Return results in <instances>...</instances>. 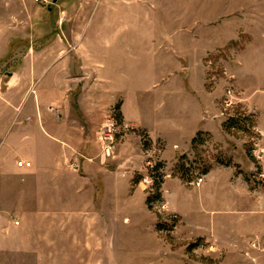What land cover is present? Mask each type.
Here are the masks:
<instances>
[{
    "label": "crops",
    "instance_id": "1",
    "mask_svg": "<svg viewBox=\"0 0 264 264\" xmlns=\"http://www.w3.org/2000/svg\"><path fill=\"white\" fill-rule=\"evenodd\" d=\"M156 1L51 0L41 6L42 19L32 20L25 37L0 43V257L32 259V264H97L93 259L100 262L114 252L115 188L127 194L133 178L145 174L138 134L153 147L162 144L161 161L186 154L198 133L220 134L219 95L203 85L191 82L188 88L180 83L184 76L178 72L188 73V68L170 46L151 54L175 67L172 75L181 90L170 93L177 101L169 110L163 111L161 102L156 107L142 102L143 93H133L127 101L122 93L99 89L102 66L108 67L106 75L114 67H121L124 75L131 62L141 60L144 19L157 9ZM215 1L224 10L226 0ZM253 3L243 15L248 22L237 9L222 15L221 22L205 20V34L218 32L213 38L223 42L228 35L227 43L237 42L238 34H253L259 45L264 0ZM205 8L210 10L209 0ZM169 9L165 5L161 13ZM227 16L234 21L226 23ZM225 45L205 41L190 65L204 66L203 59ZM237 76H242L240 71ZM247 78L256 82L251 72ZM161 94L152 96L161 101ZM243 97L249 112L256 114L255 129L264 142V93ZM116 105L132 133L122 137L110 158L99 154L93 141ZM90 142L95 148L88 151ZM19 160L30 167L18 168ZM239 171L236 175L230 167L212 168L205 176V186L217 192L206 210L213 222L205 227V238L231 251L232 264H264V189L250 186ZM139 192L135 187L133 193ZM45 219L55 226L53 233ZM252 241L256 248L250 247Z\"/></svg>",
    "mask_w": 264,
    "mask_h": 264
},
{
    "label": "rangeland",
    "instance_id": "2",
    "mask_svg": "<svg viewBox=\"0 0 264 264\" xmlns=\"http://www.w3.org/2000/svg\"><path fill=\"white\" fill-rule=\"evenodd\" d=\"M253 2L254 0H241L238 4H234L233 0H226L225 8L221 10L217 8L218 3L215 0H209L210 10H207L205 0H157L155 4L158 11L151 10L152 13L144 19L147 32L141 40V48L144 50L141 60L138 63L131 62L124 75L120 71L121 67L119 70L114 67V71L109 75H106L108 67H101L103 69L100 72L103 74L99 83L101 91L108 88L112 93H122L121 96L127 101L132 100L133 93H143L142 102L148 101L155 107L161 102L162 110H169L177 101L170 93H179L178 90H181L172 75L175 67L174 64L166 63L165 57L157 56L153 59L151 54H158L161 48L167 49L169 46L171 49L175 48L178 52L177 57L181 58L180 61L188 68V73H191L187 76L188 73L185 71L178 72L184 76L179 82L185 83L188 88L193 82L197 87L203 85L209 93H217L216 95L219 96L216 105L223 120L220 134L215 136L200 134L196 143L192 144L191 141V148L186 154L168 161L160 160L162 144L157 143L153 147L146 137L149 145L146 150L143 146V135L137 133L142 142L145 174L133 178L132 187L127 194H124L120 187L115 188L114 252L100 260L101 264H232L234 262L235 256L231 251L218 243H208L205 238V227L213 222V215L206 210L210 208V200L217 196V192L204 183L205 176L212 168L230 167L236 175L241 169L250 186L264 189V142L255 129L256 114L249 112L243 97L247 92L264 93V32L260 35L262 40L259 45L254 44L253 34L244 33L237 35V42L227 43L228 35L223 42L222 39L219 41L213 38L219 35L218 32L210 31L205 34V20L215 19L221 22L224 19L222 15L242 9V19L248 22L247 18H244L248 13L245 8L254 4ZM165 5L170 8L166 15L161 13ZM41 6L43 5L33 0H0L1 45L10 37L17 35L25 37L31 28L32 20L42 19L44 12ZM211 12H214L215 16L211 15ZM233 21L228 16L225 19L226 23ZM262 22L264 24V19ZM149 28L151 30H148ZM207 40L226 43V45L218 51H213L206 61L204 58V66L190 65L192 58L195 57L193 55L202 47L205 49ZM241 67L242 70H239ZM4 68L9 67L4 66ZM239 71L244 78L237 76ZM249 72L254 75L256 82H250L247 78ZM152 93H162L161 101L158 95L154 97ZM228 94L231 98L230 103L226 104ZM203 104L205 106V98ZM232 118L240 123H237L235 128L226 127L228 120ZM104 124L112 125L110 127L115 133L111 158L117 154V146L122 137L131 134L132 131L126 123L116 117L114 109H111L95 133L93 142L99 144V154L102 151L99 137ZM109 132L105 134L110 136ZM93 142L87 144L88 151L95 148ZM149 151L152 153L153 162L156 165L160 164L158 171H151L146 166V155ZM249 166L252 170H247ZM202 176L204 179L199 186L190 184ZM155 178L161 180L160 198L150 205L146 201L155 193ZM135 187H139L140 191L136 195L133 193ZM125 196L129 200H126ZM47 224L50 232L53 233L55 226L49 219H45L44 225ZM253 243L254 241L250 242L251 248ZM93 261L100 264L99 259ZM0 264H32V259L0 257Z\"/></svg>",
    "mask_w": 264,
    "mask_h": 264
},
{
    "label": "built area",
    "instance_id": "3",
    "mask_svg": "<svg viewBox=\"0 0 264 264\" xmlns=\"http://www.w3.org/2000/svg\"><path fill=\"white\" fill-rule=\"evenodd\" d=\"M33 1L35 3L41 4L43 6H48V5H50L52 3L51 0H33ZM226 97H227L226 98V101H227L226 104H228V103H230V98L231 97L229 96V94ZM110 126H112V125H109V124L102 125L101 132H100V137H99V139H100V141L102 143V154L104 156H108V157L111 154V150H112L113 142H114L113 141V137L115 136V133L112 132V128ZM108 131H110L109 133L111 134L110 135L111 137L110 136H107L105 134ZM16 165H17L18 168H27V167H30V163L29 162H25V161H21V160L17 161L16 162ZM155 165L156 164L152 160V153L149 151L147 153V155H146V166L151 171H153ZM73 168L74 169H77V167L74 166V165H73ZM203 179H204L203 176L202 177H199L195 181L191 182L190 184L195 185V186L196 185L199 186L203 182ZM15 225H19V222L18 221H15ZM252 247L253 248H256V242H254L252 244ZM262 250H264V248Z\"/></svg>",
    "mask_w": 264,
    "mask_h": 264
},
{
    "label": "trees",
    "instance_id": "4",
    "mask_svg": "<svg viewBox=\"0 0 264 264\" xmlns=\"http://www.w3.org/2000/svg\"><path fill=\"white\" fill-rule=\"evenodd\" d=\"M119 108H120L119 105H116L114 107V111H115L116 117L121 121V115L119 112ZM237 123H240V121H237L236 119L232 118V119L228 120V123L225 126L228 128H235ZM200 134H202V133H198L197 136L192 140V144L196 143V140ZM141 135H143V138H144V141H143L144 149L147 150V148L149 147L148 141L146 140V136L143 133H141ZM159 167H160V164L155 165L153 171H158ZM160 184H161V180L160 179L156 180V178H155L154 179L155 193H153L152 195H150L147 198V201H146L147 204L151 205L153 201L159 200V198H160V193H159Z\"/></svg>",
    "mask_w": 264,
    "mask_h": 264
}]
</instances>
